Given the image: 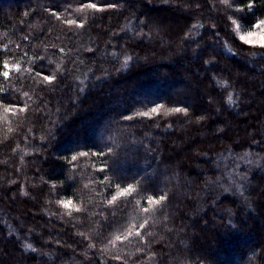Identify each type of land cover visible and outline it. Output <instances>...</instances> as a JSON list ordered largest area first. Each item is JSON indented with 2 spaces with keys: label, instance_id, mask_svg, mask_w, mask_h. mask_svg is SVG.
I'll list each match as a JSON object with an SVG mask.
<instances>
[{
  "label": "trees",
  "instance_id": "obj_1",
  "mask_svg": "<svg viewBox=\"0 0 264 264\" xmlns=\"http://www.w3.org/2000/svg\"><path fill=\"white\" fill-rule=\"evenodd\" d=\"M258 19L264 0H0V264H264V49L235 30Z\"/></svg>",
  "mask_w": 264,
  "mask_h": 264
},
{
  "label": "snow or ice",
  "instance_id": "obj_2",
  "mask_svg": "<svg viewBox=\"0 0 264 264\" xmlns=\"http://www.w3.org/2000/svg\"><path fill=\"white\" fill-rule=\"evenodd\" d=\"M220 3H222L224 5H229V0H220ZM253 6L254 5H253L252 2H248L246 5H242V6L238 7V8H236V11H241L242 12V11H244L245 7L248 10H251L253 8ZM110 7H115V5H110ZM85 8L92 9L94 11H100L101 10V8L98 7L95 2L85 3L84 6L80 10L83 11ZM52 15L56 16L57 19L60 18L57 15V13H55V12H53ZM67 23L69 25L76 24L77 27H82L83 26L81 24H77L75 20H69V21H67ZM232 23L236 24V20L233 19ZM193 27H195V25ZM257 32L260 34V39L259 40L255 39V35L254 34L257 33ZM218 35L219 34L217 33V36ZM236 39H238L240 41V43L245 45L246 47H257L258 46V47L264 49V19H258L256 22L252 23L249 26L247 31L243 30V26L242 25L239 26V30H238V32L236 34ZM228 43L229 42L227 40L224 41V44H225L226 47L228 46ZM228 51L233 52L234 50L229 47ZM7 67H8V65L5 64L4 68L7 69ZM37 74L41 75L40 73H37ZM2 75H3V77L5 79L9 78V72L7 70L3 71ZM43 79L45 81L49 82V83L51 82L50 78L47 75H43ZM159 107L160 106L152 107L150 109V113H152V114L158 113ZM19 111L23 112L24 108L20 107ZM170 111L179 113V112L182 111V109L180 107H175V108L170 109ZM4 112L5 113L13 112V108L5 107L4 108ZM150 113L148 111H141V112L137 113V115H139L141 117H149ZM13 114H14V112H13ZM125 119H129L130 120V119H132V117L131 116H126ZM87 155H88L87 152H83L82 151V152L79 153V157H86ZM92 155L96 156V157H104L105 156V152L104 151L93 152ZM77 161H78V156L77 155H72L70 157V159L68 160V163L72 164V163L77 162ZM103 163L105 164V166L104 167H100V168L97 169V171L100 172V173H105L107 171V162L105 161ZM237 167H239V165H237ZM237 175L240 177V179H244L243 173H237ZM100 180H101V183H104V177L103 176L100 177ZM108 183H109V186H111L112 181H109ZM115 186L118 189V191H117L116 195H112L111 196V199L109 200V204L115 203L118 200V198L131 195V193L134 191V189L132 188L131 185H128L126 187H122L120 183L116 182ZM143 192H145V191H143L141 189V193H143ZM163 199H164L163 196H161L159 200L153 199V196H148L146 203H148V204H158L160 202V200H163ZM68 203L70 204L71 201H69ZM64 206L67 207V205H64ZM76 210L78 211L79 209H76ZM144 211L148 212L149 209L148 208H144ZM139 227L143 228V225H140ZM129 235H132L131 230H129ZM135 235L137 237H139V236H141V232L137 231L135 233ZM117 239H120V238L118 237ZM125 239H127V237H125ZM33 250H35V249H33Z\"/></svg>",
  "mask_w": 264,
  "mask_h": 264
},
{
  "label": "rangeland",
  "instance_id": "obj_3",
  "mask_svg": "<svg viewBox=\"0 0 264 264\" xmlns=\"http://www.w3.org/2000/svg\"><path fill=\"white\" fill-rule=\"evenodd\" d=\"M235 30H236V32H238L239 27L236 26ZM254 35H255V39H257V40L260 39V34L258 32L255 33ZM240 157H238V159L235 161L234 165H236L237 163H239V164L241 163L242 166H247L246 169H242L240 171V173H243L244 179H240V177L237 175L238 172L234 171V170H231V172L234 171V174L225 175L223 177V174L226 172V170L234 168V165H231V162L228 163V160H230V158L227 160H225L224 158L220 159V162L224 163L222 174L220 175V177L218 178V180L215 183L212 184L209 182L207 184V185H209V184L211 185V186L209 185L211 189L213 187H216V186L218 189L220 187L219 197L224 196V195H233V196L235 195V196H237V194L239 192L236 190H240L243 187V184L248 180L250 173L257 171L259 169V158H261L260 156L259 157L256 156L258 158L257 160H254L253 157H255V156H253L251 154H245L243 157H241V158ZM236 158H237V156H233L232 160H235ZM212 191H213V189H212ZM241 194L242 193H239V195H241ZM81 261H82V259H78V258L73 259V261H72V259H69V260H66L64 262V264H84Z\"/></svg>",
  "mask_w": 264,
  "mask_h": 264
}]
</instances>
